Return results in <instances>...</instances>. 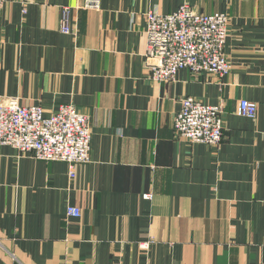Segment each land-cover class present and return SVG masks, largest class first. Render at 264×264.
<instances>
[{
    "label": "crops",
    "instance_id": "0c3cea01",
    "mask_svg": "<svg viewBox=\"0 0 264 264\" xmlns=\"http://www.w3.org/2000/svg\"><path fill=\"white\" fill-rule=\"evenodd\" d=\"M86 1L0 0V101L46 115L74 104L92 130L75 178L0 144V264H264V0ZM185 2L230 14L231 69L155 82L145 13ZM62 6L74 33L60 30ZM186 96L222 105L220 144L175 133ZM242 99L255 119L237 113Z\"/></svg>",
    "mask_w": 264,
    "mask_h": 264
},
{
    "label": "built area",
    "instance_id": "2783aa9c",
    "mask_svg": "<svg viewBox=\"0 0 264 264\" xmlns=\"http://www.w3.org/2000/svg\"><path fill=\"white\" fill-rule=\"evenodd\" d=\"M85 7L98 8L99 0H87ZM145 19L146 68L151 80L175 81L181 69L196 76L220 77L230 71L226 44L231 16L227 12H197L185 2L169 14L149 10ZM60 30L74 33L70 6L61 8ZM237 113L255 119L258 104L242 99ZM224 127L222 105L208 104L193 96L181 99V108L173 120L175 133L195 143L220 144ZM91 141L90 117L74 104H61L56 112L46 115L41 104L23 105L17 97L0 101V144L39 160L66 162L72 178L76 176V165L90 161ZM66 211L70 216L81 215L77 206L69 205Z\"/></svg>",
    "mask_w": 264,
    "mask_h": 264
}]
</instances>
